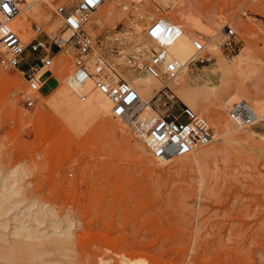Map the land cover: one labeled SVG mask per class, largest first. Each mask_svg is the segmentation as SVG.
Wrapping results in <instances>:
<instances>
[{
    "label": "rangeland",
    "instance_id": "rangeland-1",
    "mask_svg": "<svg viewBox=\"0 0 264 264\" xmlns=\"http://www.w3.org/2000/svg\"><path fill=\"white\" fill-rule=\"evenodd\" d=\"M151 3L146 10L128 6L109 22L97 20L87 27V19L86 28L93 35L116 32L127 48L142 31L137 33L133 25L143 28L150 21L143 13L166 17L159 5L153 9ZM104 5L105 1L90 19ZM179 8L192 18L186 22H197L201 32L215 26L219 40L228 23L240 37L239 48L231 55L219 49L215 56L205 48L210 59L188 64L193 87H212L217 96L215 102L209 101L207 116L193 108L213 132L210 142L193 150L197 162L192 155L187 161L154 159L124 121L110 126L96 118L84 132L71 131L64 115L50 104L58 88L68 87L65 79L72 55L67 48L51 58L57 86L50 89L53 83L45 79L29 107L22 103L26 87L21 73L0 66V176L18 168V207L34 204L32 210L43 205L58 220L57 231L67 226L70 231L61 250L40 244L30 247L31 241L29 245L28 240H13L8 234L12 226L8 220L7 229L0 228L1 264H264V116L237 128L224 112L225 104L238 99L250 107L264 104V78L255 66L264 47V0H181ZM42 14L56 23L51 12ZM17 19L22 27L16 32L26 42L34 21L20 11L10 21ZM173 20L182 22L179 17ZM243 49L250 59L239 70V88L231 86L224 92L213 78L215 63L231 60ZM23 56L25 62L19 66L32 61L29 51ZM108 57L116 60V71L130 83L131 78L147 74L125 67L122 56ZM63 62L69 68L60 75ZM159 80L173 89L171 81ZM75 96L81 100L78 93ZM107 118L116 119L110 114ZM120 127L126 130L121 132ZM42 223L37 227L41 233L49 230L47 236H54L53 226Z\"/></svg>",
    "mask_w": 264,
    "mask_h": 264
},
{
    "label": "built area",
    "instance_id": "built-area-1",
    "mask_svg": "<svg viewBox=\"0 0 264 264\" xmlns=\"http://www.w3.org/2000/svg\"><path fill=\"white\" fill-rule=\"evenodd\" d=\"M23 1L0 0V66L15 68L21 73L26 87L22 95L25 107L32 106L37 99L33 93L40 92L44 73H52L53 54L67 48L72 55L68 80L83 85L89 79L91 87L109 100L110 116L125 121L151 157L188 153L212 140L213 132L208 120L176 96L167 84L160 86L150 99L144 101L137 89L119 75L108 57L110 53L122 56L125 67L141 69L164 81L171 80L178 74L182 63L168 52L167 47L180 35V22L164 16L154 17L126 48L124 38L116 32L93 35L86 28V17L104 0H50L51 14L56 20L54 28L48 32L43 25L32 22L30 29L33 34L23 42L10 23V19L19 13ZM145 40L153 41L155 45ZM239 43L240 37L234 26L225 23L218 42L220 51L229 56L239 48ZM190 46V65L210 59L202 36H192ZM25 50L29 51L32 61L21 68L19 62H25ZM84 97V92L79 93L80 99ZM224 112L236 125L256 120L254 111L243 99L226 105Z\"/></svg>",
    "mask_w": 264,
    "mask_h": 264
},
{
    "label": "bare ground",
    "instance_id": "bare-ground-1",
    "mask_svg": "<svg viewBox=\"0 0 264 264\" xmlns=\"http://www.w3.org/2000/svg\"><path fill=\"white\" fill-rule=\"evenodd\" d=\"M104 1H105L104 7L96 12V14L92 18L93 20H99L101 22H109L114 20L116 17H118L121 12H123L126 8H128V6L137 8V10L139 8L146 10L152 1L155 4L159 5L166 12L167 14L166 17L172 20L179 17L182 20L181 22L182 30L180 35L175 40H173L167 47L168 52L172 56L176 57L179 61H181L182 67L179 70L178 74L169 81H171L170 84L172 85L173 87L172 90L176 96H178L183 102H185L190 107L197 109L204 116H207L209 114V101L215 102V100L213 99H215L217 96L214 95L216 93L212 87L195 88L191 84L192 78L188 73V66H189L188 61L192 54V48L190 46V38L196 34L202 36L205 40V48H207V50L212 54H214L215 56H219V46H218L219 40L217 39L218 33L215 30V26L213 28L208 29V31L206 32L205 31L201 32L197 22H193V24L190 22V24H188L186 20L190 19L191 17L188 16V14H185V11L179 8V4L181 0H104ZM36 3L39 5V8L42 11V13L46 14L48 12H51L52 3L50 4V1L48 0H43L41 2H31L30 0H25L23 1V3L20 4L21 15L30 17L33 19L34 23L41 24L46 29L52 30L56 23L53 21L49 23L48 16L47 15H46L47 17L43 16V14L39 11ZM154 5L152 4V6ZM153 9H155V6ZM94 11H96V9ZM94 11H92L85 19V24H86V20L89 19L87 21L88 22L87 27H89V24L91 23L90 15ZM16 15H14L13 17H15ZM142 16L149 17V19L154 18L151 11H147V15L143 13ZM191 19L189 21H191ZM10 23L16 31L20 30V28L22 27V22L20 19H17L15 21H10ZM141 26L142 25L138 23L137 24L135 23L133 25L134 30L137 33H139V31L141 30ZM1 49L2 48L0 47V50ZM249 59L250 56L248 55V51L243 49L241 52L237 53L234 57H232L231 60L219 59L215 63L216 71L214 72L213 78L219 80L222 91L223 89L224 92L227 91L231 86L239 88L238 87L239 84L236 82L237 76L239 75V70ZM60 63H62V61ZM255 66L260 77L264 78V47L260 49L259 55L255 58ZM68 68H69V63L63 62V64L60 65L59 74L61 75L63 73L64 75V72ZM65 81L68 84V87H63L65 86L63 85L60 88H58L54 100L53 101L50 100V104L51 107L54 108L56 112L58 111L64 115L65 120L67 122L65 120L64 121L67 124H69L71 131H78V133L84 132L86 130V127L90 124V120L96 118L99 120H103L105 124H108L110 126H112L113 124L115 125L123 124L125 122V121L123 122V120L119 117H113L116 118L114 122L111 121L109 118H107L109 114L108 112L109 100L104 94L98 92L97 90L91 87V82L89 79L83 85L74 83L68 80L67 77ZM58 82L60 83L59 79ZM17 83L20 84V82ZM131 83L137 89L140 97L144 101L150 99L154 94V92L162 85L159 78L151 77L148 74H143V75L140 74L139 76L131 78ZM75 92L78 94L84 92L85 97L79 101L78 98L75 96ZM82 100L85 101L83 102ZM226 105L228 104H225L224 107ZM252 105L253 106L251 108L256 115V120L259 117H263L264 104L259 102L255 104L252 103ZM234 125L237 128L245 127V125L248 126V124L245 125L234 124ZM120 130L121 132H123V130L126 129L120 127ZM230 130L232 131L233 129ZM135 140H134L135 146L138 147L142 151V153H144L145 151H143L142 149L143 147L140 145L141 143L139 142L140 144H138V141L135 142ZM193 152L194 151L192 150L191 152L188 153L172 155L169 157H157L154 159L159 160L161 162L172 158H177L182 161H187L189 156L192 155L193 162H197L198 158ZM152 165L155 166L159 164L158 162H152ZM17 171L20 172L18 168H13V170L9 171L7 174L0 176L1 231L7 229V224H8L7 222L9 220L12 221L11 222L12 226L10 227L11 231L7 230V232H11L8 234L12 235V237L14 236L13 240L26 239L29 241L28 244L31 241L34 244L31 245L29 244L30 247H33V245L35 244L37 245L40 244V246L42 245H46L48 247L50 246L51 248H53V250L63 249L69 237L70 231L68 230L69 229L68 226L64 230L62 227L61 229L62 231L61 230L57 231L60 226L58 224L59 223L58 220H55L53 218L54 216L49 214L47 209L43 208V205H37L36 208H32V210L30 209L34 204H32L31 206L24 205L18 207V204L21 203V201L16 198V196L20 194L17 184L20 181L21 177L18 174V177H20L18 181L16 178V174L18 173ZM15 209L16 211H13ZM10 211L11 214H8ZM4 216H6L5 221L3 218ZM26 222H29L30 224H26ZM42 222L44 223L47 222L50 227L53 226L51 227V230H53L54 228V232H53L54 236H49V237L47 236L52 232V231L50 232L49 230H48L49 232L48 234H44V232L41 233V230H39L37 227ZM46 225L44 224V226ZM56 253L57 251L55 252V254Z\"/></svg>",
    "mask_w": 264,
    "mask_h": 264
},
{
    "label": "crops",
    "instance_id": "crops-1",
    "mask_svg": "<svg viewBox=\"0 0 264 264\" xmlns=\"http://www.w3.org/2000/svg\"><path fill=\"white\" fill-rule=\"evenodd\" d=\"M93 23H97V20H93V19H91V23L90 24H93ZM89 24V25H90ZM90 30V29H89ZM26 66V64L25 65H23V66H20L21 68H24ZM44 77H45V79H50L51 81H52V83H53V86L50 88V89H52L55 85H56V83H57V79H56V77L52 74V73H44Z\"/></svg>",
    "mask_w": 264,
    "mask_h": 264
}]
</instances>
